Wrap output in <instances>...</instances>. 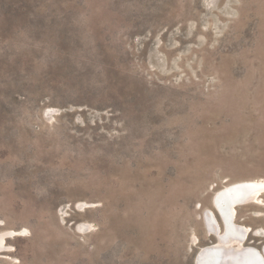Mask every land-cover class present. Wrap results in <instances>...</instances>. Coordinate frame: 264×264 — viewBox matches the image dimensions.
<instances>
[{
    "label": "rangeland",
    "instance_id": "1",
    "mask_svg": "<svg viewBox=\"0 0 264 264\" xmlns=\"http://www.w3.org/2000/svg\"><path fill=\"white\" fill-rule=\"evenodd\" d=\"M257 178L264 0H0V264H198Z\"/></svg>",
    "mask_w": 264,
    "mask_h": 264
},
{
    "label": "bare ground",
    "instance_id": "2",
    "mask_svg": "<svg viewBox=\"0 0 264 264\" xmlns=\"http://www.w3.org/2000/svg\"><path fill=\"white\" fill-rule=\"evenodd\" d=\"M263 194L264 178L232 181L215 190L211 197L213 210H205L202 217L208 235L215 240L195 253L199 258L198 264H264V242L260 247L246 243L251 233L264 236V227L252 228L236 222L237 207L243 204L264 205ZM220 205H223L225 215ZM78 227L86 229L84 223ZM24 234L25 229L1 231L0 256L9 247L8 239Z\"/></svg>",
    "mask_w": 264,
    "mask_h": 264
},
{
    "label": "water",
    "instance_id": "3",
    "mask_svg": "<svg viewBox=\"0 0 264 264\" xmlns=\"http://www.w3.org/2000/svg\"><path fill=\"white\" fill-rule=\"evenodd\" d=\"M214 204L216 205V203L214 202ZM219 207H221V209L223 208V205H220ZM222 212H223V214L225 213L224 211H223V209L221 210ZM219 213H221V212H219ZM225 215V214H224Z\"/></svg>",
    "mask_w": 264,
    "mask_h": 264
},
{
    "label": "crops",
    "instance_id": "4",
    "mask_svg": "<svg viewBox=\"0 0 264 264\" xmlns=\"http://www.w3.org/2000/svg\"><path fill=\"white\" fill-rule=\"evenodd\" d=\"M254 245V244H253ZM257 246V245H256Z\"/></svg>",
    "mask_w": 264,
    "mask_h": 264
}]
</instances>
